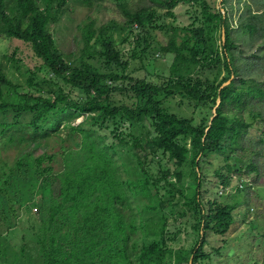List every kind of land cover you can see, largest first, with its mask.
<instances>
[{
	"label": "trees",
	"instance_id": "obj_1",
	"mask_svg": "<svg viewBox=\"0 0 264 264\" xmlns=\"http://www.w3.org/2000/svg\"><path fill=\"white\" fill-rule=\"evenodd\" d=\"M118 1L123 26L134 30L136 41L153 30L167 33L160 52L172 55V61L161 83L126 76L120 68H126L128 56L107 37V26L96 30L90 19L81 26L80 58L86 63L99 57L105 71L69 62L50 28L64 15L67 0H0V35L28 43L40 60L37 71L45 74L30 75L23 89L0 66V152L13 150L0 157V193L8 198L13 219L0 240L8 241V235L16 243L10 258L8 247L2 246L0 264L201 263L208 259L202 251L203 233H226L238 205L234 200H204L202 163L224 155L223 163H214V172L225 187L234 172L258 174L264 146L250 150L241 145L240 129L247 130L250 122L239 114L230 118L224 109L244 110L251 98L255 108L264 107L258 75L246 59L242 72L244 54L237 46L238 30L252 40L260 31L264 45V0L256 10L245 2L246 15L236 28L222 10L227 0L221 1V10L211 0H151V6L135 7L128 0ZM179 3L197 5L199 13L189 24L167 27L163 17H174ZM94 41L103 49H90ZM252 55L258 58L257 52ZM243 84L252 88L240 91ZM116 93L132 101L116 102ZM203 108L208 111L198 122L195 114ZM241 113L264 122L262 110ZM81 115V123L71 122ZM60 126L67 130L65 138ZM50 139L59 148L51 150ZM231 141L242 154L226 149ZM29 144H42L32 168L43 197L33 196L35 212L27 224L16 226L20 209L14 206L24 203L11 197L3 184L26 178L19 150ZM235 189L246 196L245 186ZM183 205L190 210L194 240L189 247L173 248L166 237L178 236L183 223L169 221L177 212L187 216ZM4 221L7 216L0 214V226Z\"/></svg>",
	"mask_w": 264,
	"mask_h": 264
},
{
	"label": "rangeland",
	"instance_id": "obj_2",
	"mask_svg": "<svg viewBox=\"0 0 264 264\" xmlns=\"http://www.w3.org/2000/svg\"><path fill=\"white\" fill-rule=\"evenodd\" d=\"M222 0H211V5L215 9L221 10ZM262 0H227L225 6L222 7L223 11L230 16L231 24L236 28L240 19L246 15L245 2L251 5L253 10L260 9L257 5ZM118 0H67L64 6V15L61 17L57 24L52 25L51 31L58 50L65 56V58L74 64H80L88 70H101L105 71L103 67V60L99 57H94L88 62L84 63L81 57V48L83 46L81 38V26L84 25L89 19L94 24V28L97 30L100 26H107V37L117 46L122 53L128 56V65L126 68H120L126 76H132L133 78L147 77V79L154 82L161 83L162 78L168 75L169 66L172 61V55L161 53L160 47L166 45L168 36L165 31L153 30L151 35H145V39L140 38L136 41V34L134 30L124 27V17L122 16L119 7ZM131 6L146 4L151 6L153 2L151 0H128ZM158 10V8H157ZM160 13H164L165 10H158ZM199 13L197 5L191 3H179L174 8V17L164 16L162 23L166 26L170 23L177 25L189 24L194 20V14ZM238 45L244 54L240 57L242 64V72L244 66V59L249 63L248 67L253 70L255 75H258L256 84L264 90V45H260L262 38L259 36L260 31L255 35V39H250L243 34L242 30L237 31ZM234 36L235 34L232 33ZM95 52H98L102 48L100 41H94V47L90 48ZM257 52L258 58H255L252 53ZM134 54L135 58L130 59L129 56ZM255 60V61H254ZM40 64V60L36 58L28 43L22 40L9 38L4 35H0V66L8 78L21 88H26V80L32 74L45 77V74H41L37 71V66ZM246 67V65H245ZM220 76L224 74V70L220 71ZM251 84V83H250ZM250 84H243L239 86V90H250L252 86ZM44 87L50 86L49 83L43 84ZM114 99L120 103H130L132 101L131 96L126 94H115ZM248 108L238 111L234 108H225L224 113L232 118L234 115H242L244 119L250 122V126L247 130L240 129L242 133L241 145H248L247 149L252 150L255 146L259 148L264 146V122L261 119L249 117L246 113H241L247 109H256L263 111L262 108H255V99H250ZM207 109L197 110L195 117L196 121H201L205 116ZM84 120V115L73 119L71 122L81 123ZM62 126V125H61ZM60 126V127H61ZM110 129V127H109ZM127 130V129H126ZM104 131V130H103ZM244 131H247L244 133ZM107 132V131H106ZM67 130L62 129L60 136L66 137ZM43 140H40V142ZM50 149L59 148L60 144L55 143L53 139H50ZM188 142V141H187ZM69 142H64L62 145L68 146ZM42 144L39 145H23L20 147V152L23 158V162L26 164L28 173L26 178H17L15 183L3 184L6 188H10L8 194L11 197L18 198L23 202V206L15 205V209H20L19 212V226L21 223L27 224L28 217L31 212H35V205H33L32 198L35 194L43 197V192L38 187L34 180L33 172V157L37 155L36 151L41 152ZM31 147H34L32 151ZM233 148H237L234 152L236 154H242V149L238 148L234 141H231L229 147L226 148L230 151ZM9 151L0 152V157H4ZM215 160V162L213 161ZM202 163L203 173L206 176V180L203 184L205 190L202 194L204 200L214 199L222 202L233 203V200L238 202L236 208L232 211V221L229 229L224 234L216 233L214 231H207L205 234L206 243L204 244L202 251L208 254V259L197 264H264V156L257 162L259 171L256 173L246 174L243 171L232 174V180L228 187L223 186L219 182V178L216 176L214 170L217 163L224 162V155H220L217 159H212ZM216 165H215V164ZM14 166V165H13ZM174 180V178L172 177ZM238 188H247L246 196L244 191H240L238 194L236 191ZM15 193V194H14ZM244 196L247 198L245 203ZM8 203V198L5 194L0 193V214L6 217L7 221L0 226V232L2 236L5 234L6 226L12 224L13 219ZM185 210V215L182 216L177 212L174 217L170 219V223L177 226L179 222L183 223V229L176 237L170 238L169 245L173 248L189 247L192 245L194 237L190 228L189 214L190 210L187 206H182ZM137 217L139 216L136 213ZM172 227V226H171ZM0 240V254L2 246L8 247V258H10L11 248L16 244L14 239L8 238ZM5 242L3 245L2 243ZM8 244V245H7ZM28 245V244H27ZM26 246L25 249H27ZM2 263V260L0 259Z\"/></svg>",
	"mask_w": 264,
	"mask_h": 264
},
{
	"label": "water",
	"instance_id": "obj_3",
	"mask_svg": "<svg viewBox=\"0 0 264 264\" xmlns=\"http://www.w3.org/2000/svg\"><path fill=\"white\" fill-rule=\"evenodd\" d=\"M222 38H224V34H222ZM228 83H229V80H227L226 82H224L222 86H224V85H226V84H228ZM219 102H220V99L218 98V99H217V102H216V105H215L214 108H213V113H214V114H215V110H216V107L218 106Z\"/></svg>",
	"mask_w": 264,
	"mask_h": 264
}]
</instances>
